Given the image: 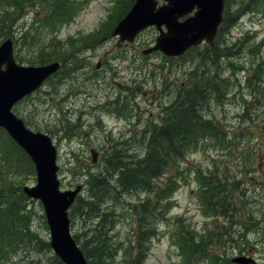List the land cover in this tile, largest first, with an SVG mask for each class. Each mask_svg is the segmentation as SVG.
<instances>
[{
	"label": "rangeland",
	"instance_id": "obj_1",
	"mask_svg": "<svg viewBox=\"0 0 264 264\" xmlns=\"http://www.w3.org/2000/svg\"><path fill=\"white\" fill-rule=\"evenodd\" d=\"M67 1L71 7L69 9L67 5L69 14L54 29L49 30L50 25L36 27L35 38L32 41H29V37L22 38L18 49L15 25L5 29L13 39L19 62H24L19 57L35 55L37 45H45L50 40L56 45H63L66 52L73 49L87 50L84 56L91 60L88 69L60 74L66 79L62 82L53 77L52 82H45L14 107V112L24 119L28 127L46 132L53 138L58 148L61 189L83 184L81 175L85 170L100 171L103 168V148L108 142L114 141L117 147L135 156L141 154L146 133L152 125L162 121L167 111L165 104L173 101L175 88L177 91L188 83L190 70L198 69L200 78L205 73L215 72L225 79L223 99L211 100L206 113L221 120L217 125L224 136L228 133L232 135L230 143L227 146L223 143L222 146L220 142L208 139L197 144L156 181L158 186L172 181L170 187L159 192L158 196L155 197L153 189L122 191L112 197L115 208L107 209L112 218L113 236L118 250L111 264H123L121 248L128 236H131L129 241L133 240L135 229L139 226L140 211L137 208L141 201L153 205L151 211H145L144 218L148 220L145 224L151 222L155 232L148 241L143 264H208V260L197 263L191 259L185 262L177 242L182 235L188 238L199 236L207 220L196 195L195 168L219 163L230 174L241 171L242 176L235 181L238 184L248 182L246 179L252 177L256 169H261L262 160L257 155L261 153L260 142L264 140V0H227L230 10L238 9L239 16L220 29L214 45L228 48L230 55L218 56L216 63L197 52L204 48L199 45L181 57H167L159 52L143 54L142 50L151 45L155 38L154 27L144 29L130 43L119 44L116 38H105L104 33L111 29L133 0ZM37 5L35 1L34 6ZM4 10H7L4 1L0 0V11ZM40 10L36 13L21 11L23 16L18 19V24H25L31 19L36 26L41 19L39 17L45 12V9ZM42 23L45 24L44 20ZM47 30L48 34H45ZM98 61L102 64L94 69ZM64 122L70 135H66L62 129ZM78 128L83 134L87 132L92 135L84 140ZM251 144L255 145L254 149L250 148ZM228 146L230 148L226 152ZM91 147L98 150L95 164L90 160ZM246 151L255 160L245 159L238 163V158ZM23 182L34 184V176L27 175ZM251 189L248 188L246 195L249 206L263 199L262 195ZM85 192L84 187L79 196L87 197L88 193L85 195ZM240 193L236 191L239 196ZM165 195L169 198L168 205L163 202ZM28 212L33 243L20 245L14 250L12 248L15 247L11 245L6 253H0V264H49L53 254L44 244L48 240V228L40 202L32 201ZM71 215V231L78 235L81 243L91 235L94 220L84 215L79 217L77 212ZM258 230V234L249 233L250 244L246 250L253 252L260 264L264 262V227ZM137 241L131 249L138 248ZM226 248L225 245L213 249L221 252ZM236 254H240L239 251L232 255Z\"/></svg>",
	"mask_w": 264,
	"mask_h": 264
},
{
	"label": "trees",
	"instance_id": "obj_2",
	"mask_svg": "<svg viewBox=\"0 0 264 264\" xmlns=\"http://www.w3.org/2000/svg\"><path fill=\"white\" fill-rule=\"evenodd\" d=\"M68 11L66 1L58 0L51 5L43 17L47 25L55 27L63 17L69 14ZM236 17V11L227 9L223 25L230 23ZM4 23L0 21V38L9 33L8 30H4ZM7 24L10 27V24ZM35 28L31 25L18 33L17 49L20 47L19 41L22 38L29 37V41L35 38ZM64 50L63 45H56V42L51 40L50 49L40 45L36 48L35 55L21 56L18 59L27 64L59 58L65 60L67 54ZM205 52H207L205 56L216 63L217 57L226 53V49L215 45L210 49L205 48L202 53ZM223 86L224 80L216 75L207 74L205 77L191 78V82L176 93L164 120L154 125L148 134H144L145 148L141 157L133 159L132 155L121 147H112L103 153V168L86 175L88 195L85 198L79 197L75 201L70 214L77 212L79 217L84 215L86 218L94 219L91 235L81 244L89 264H107L116 252L112 235L109 234L113 227L112 218L107 209L101 208L103 200L106 197L115 196L116 185L122 190L154 188L157 196L158 192L169 188L171 181H168L164 188L155 186L158 183L154 181L163 176L168 167L178 159H182L192 147L219 133L218 121L205 115L204 110L207 109L211 98L217 100L223 96ZM226 139L229 140V136H226ZM262 151L259 157L264 160V148ZM238 159V163L245 159L255 160L249 152H244ZM33 173V165L27 154L3 128H0V253H6V249L11 245L15 247L12 248L14 250L20 245L33 243V234L29 231V208H27L32 200L27 198L21 189L25 177ZM194 174L199 186V198L204 210L211 214L213 220L211 227L204 229L199 236L181 237L183 243L188 246V257L208 258L210 264H232L229 261V250L230 252L239 251L241 244H244L243 219L245 217L242 212L244 196L249 187H252L251 191L254 190L253 184L249 186L254 176L258 179L256 183L263 188L262 192H264V170H255L253 176L246 179L248 182L242 184L235 182L242 176L241 171L230 174L216 164L205 170L195 169ZM236 191L241 192L240 196L236 194ZM146 203L142 201L139 205L140 209L138 208L139 219L142 222L133 235L134 245L138 240V248L134 250L133 256L130 249L125 250L127 264H142L147 248L146 241L153 234L151 226H145L147 220L144 218L145 211H151L153 205L149 206ZM249 216L252 217V214ZM253 223V221L250 222V228ZM179 234L182 235V233ZM220 242L224 244L219 245ZM44 244L48 247L47 240ZM225 245L227 248L224 251L216 252L213 249ZM49 264L63 263L54 255L51 256Z\"/></svg>",
	"mask_w": 264,
	"mask_h": 264
},
{
	"label": "water",
	"instance_id": "obj_3",
	"mask_svg": "<svg viewBox=\"0 0 264 264\" xmlns=\"http://www.w3.org/2000/svg\"><path fill=\"white\" fill-rule=\"evenodd\" d=\"M157 6V0H136L113 34L120 39L131 40L143 27L155 24L159 30L155 44L144 52L161 50L166 55L182 54L188 47L202 40L212 43L222 20L223 0H165ZM196 8L192 15L179 20ZM166 26L163 31L161 25ZM4 66V68H3ZM59 62L42 65L17 64L12 57V41L0 44V126L30 156L35 165L36 184L23 186V191L43 204L50 231L49 244L66 264H86L82 251L69 232L67 208L72 203L78 188L61 191L56 178V150L51 138L40 131L27 128L23 120L11 110L13 104L37 88L53 73ZM93 160L96 153L92 151ZM233 262L246 263L250 258L238 256Z\"/></svg>",
	"mask_w": 264,
	"mask_h": 264
},
{
	"label": "bare ground",
	"instance_id": "obj_4",
	"mask_svg": "<svg viewBox=\"0 0 264 264\" xmlns=\"http://www.w3.org/2000/svg\"><path fill=\"white\" fill-rule=\"evenodd\" d=\"M117 147V146H116Z\"/></svg>",
	"mask_w": 264,
	"mask_h": 264
}]
</instances>
